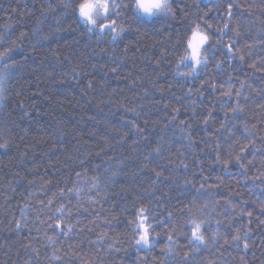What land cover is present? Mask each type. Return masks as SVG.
Instances as JSON below:
<instances>
[{
  "label": "trees",
  "instance_id": "1",
  "mask_svg": "<svg viewBox=\"0 0 264 264\" xmlns=\"http://www.w3.org/2000/svg\"><path fill=\"white\" fill-rule=\"evenodd\" d=\"M116 3L112 40L76 0H0L17 64L0 103V264H264V0H171L149 18ZM197 18L220 42L185 77ZM141 208L151 247L135 243Z\"/></svg>",
  "mask_w": 264,
  "mask_h": 264
},
{
  "label": "snow or ice",
  "instance_id": "2",
  "mask_svg": "<svg viewBox=\"0 0 264 264\" xmlns=\"http://www.w3.org/2000/svg\"><path fill=\"white\" fill-rule=\"evenodd\" d=\"M134 5L135 11L148 16L160 14L174 15L171 0H159V3L153 9H144L141 4V0H134ZM63 7L67 8L69 7V5L64 4ZM128 7V4H117L116 0H76V4L73 11L78 14V19L83 21V23L87 26V30L89 32L95 29H98L102 33L111 30V38L112 40H116L117 36L121 35L124 29L121 28L117 30V21L113 18V14H115L116 17H119L123 9H126ZM232 7L233 4L231 3H229L227 6L229 16L232 15L230 11ZM212 29L213 25L207 19L201 21L199 18H197V21H193V23L189 26L190 35L186 37V55L181 57L180 63H184L187 60H191L192 64L187 65L188 71L182 73L183 76H192L197 72V70L202 64L207 66L209 62L207 52L215 48L216 44L220 42L218 39L213 42V32L211 31ZM228 29L229 25L225 23L222 29L216 28L215 31L223 34V32ZM236 35L239 36L240 33L237 31ZM6 39H8V37H6L5 34H0V42L5 41ZM206 46L209 47L206 49ZM226 47L230 52L233 49L232 44H228L226 45ZM188 49H191V51L188 52ZM11 51V48H7L5 51L0 52V62H3V67L0 68V103H2L6 98L8 82L11 77V70L17 67L15 61H13L12 63L7 62V60L10 58ZM240 59H243V56H240ZM221 63L222 62L216 63V67L220 68ZM253 67H255V65H253ZM213 87H215V85H213ZM236 95L239 96L240 93L237 92ZM231 96V91H224L221 93L222 98H231ZM237 111H243V109L239 106V100H237V107L233 108V112ZM207 122V120L204 121L205 124H207ZM247 130L248 129L246 128L245 131ZM0 147H7V145L0 144ZM246 150V147H241L240 153H243ZM156 151L158 152L159 148H157ZM240 153L235 155L234 161L241 167H244L245 165L242 161V156ZM80 163L83 164L84 162L81 161ZM226 163H230V161H226ZM248 163L250 164L251 161H248ZM79 175L80 173H77V176ZM93 186L95 187L96 185L94 184ZM69 191H72V189H69ZM61 194L63 195V192H61ZM78 194L79 192L77 191V195ZM51 203L52 201L50 200L49 204ZM204 207L206 208L207 205H205ZM57 211L63 212L64 208L61 207L57 209ZM146 211L147 210L143 208L138 210L140 220L139 222L135 223V228L143 229V231H138L136 233L138 238L135 239V243L136 245L151 247L152 244L155 243V239L159 237V233L156 234L155 238L150 234L149 228L145 224V220L147 219V216L145 215ZM200 211H203V209H201ZM248 215L251 216V213H248ZM168 216L171 217L172 213H168ZM190 222L194 225V227L191 228L189 242L192 243L194 241L197 242V244L199 245V243L204 242L205 240L202 230L204 225L209 223V221L201 219L200 223H197L195 220H190ZM59 223L60 222L57 221L56 226H59ZM217 224H219V222H217ZM69 231H71V226H69ZM167 239L171 242L172 236L168 235ZM233 240L239 242L242 240V237L237 234L233 237ZM244 247H248L246 242L244 243Z\"/></svg>",
  "mask_w": 264,
  "mask_h": 264
},
{
  "label": "clouds",
  "instance_id": "3",
  "mask_svg": "<svg viewBox=\"0 0 264 264\" xmlns=\"http://www.w3.org/2000/svg\"><path fill=\"white\" fill-rule=\"evenodd\" d=\"M159 3V0H141L144 9H153ZM87 11V8H86Z\"/></svg>",
  "mask_w": 264,
  "mask_h": 264
},
{
  "label": "rangeland",
  "instance_id": "4",
  "mask_svg": "<svg viewBox=\"0 0 264 264\" xmlns=\"http://www.w3.org/2000/svg\"><path fill=\"white\" fill-rule=\"evenodd\" d=\"M143 15H144L145 18H149V17H151V16H148V15H145V14H143ZM190 51H191V49H190Z\"/></svg>",
  "mask_w": 264,
  "mask_h": 264
}]
</instances>
